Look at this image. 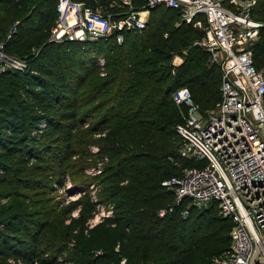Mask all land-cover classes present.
Here are the masks:
<instances>
[{
  "label": "trees",
  "instance_id": "obj_1",
  "mask_svg": "<svg viewBox=\"0 0 264 264\" xmlns=\"http://www.w3.org/2000/svg\"><path fill=\"white\" fill-rule=\"evenodd\" d=\"M74 1L112 15L120 6L119 0ZM251 15L264 23V0H255ZM178 16L150 9L145 27L123 32L120 44L114 35L47 43L55 0H0V43L28 61L26 71L0 75V264H114L120 257L129 264H213L229 250L232 222L214 203L191 207L185 219L183 205L157 216L173 202L161 182L201 165L178 154L174 127L187 108L180 116L171 94L187 87L205 112L217 103L220 83L219 68L193 46L202 32L192 23L174 26ZM175 55L182 58L177 66ZM253 63L264 67V28ZM93 159L103 169L90 180L72 179L69 194L84 192L74 201L46 208L29 195L63 189L66 177L82 174ZM92 183L99 201L113 202L115 211L87 229L96 206Z\"/></svg>",
  "mask_w": 264,
  "mask_h": 264
},
{
  "label": "built area",
  "instance_id": "obj_2",
  "mask_svg": "<svg viewBox=\"0 0 264 264\" xmlns=\"http://www.w3.org/2000/svg\"><path fill=\"white\" fill-rule=\"evenodd\" d=\"M241 1L247 5L233 11L223 0H144L146 11L156 7L175 10L180 23H192L200 30L202 36L193 46L207 54V65L217 66L220 71L213 112L201 111L185 86L171 94L174 105L187 108L182 122L174 127L180 138L178 153L201 165L184 168L179 176L161 182L171 191L173 202L157 210V216L163 218L183 205L180 215L185 219L191 207L216 204L219 215L229 219L232 227L229 250L213 264H264V69H257L253 63L254 45L264 23L251 15L255 0ZM119 2L128 10L112 15L83 2L55 0L56 18L49 42L106 41L114 35L120 44L123 32L142 30L146 18L131 6L133 0ZM4 45L5 42L0 43V75L26 71L27 58L7 54ZM96 60L103 75L104 59ZM97 151L95 147L91 153ZM102 169L103 162H98L90 173L96 176ZM69 186L65 184L61 189L67 192L65 204L84 194H69ZM97 190L94 183L89 185V196L96 206L85 223L87 229L114 217V203L99 201ZM72 215L75 217L77 212ZM114 264L129 263L120 257Z\"/></svg>",
  "mask_w": 264,
  "mask_h": 264
},
{
  "label": "rangeland",
  "instance_id": "obj_3",
  "mask_svg": "<svg viewBox=\"0 0 264 264\" xmlns=\"http://www.w3.org/2000/svg\"><path fill=\"white\" fill-rule=\"evenodd\" d=\"M224 1V5L225 6H227L228 8H230L231 10H236L237 8H240V7H242V6H246L247 4H246V1H241V0H235V3L234 4H232L229 0H223ZM131 6L133 7V8H135L137 11H140V12H143V13H145L144 15H145V18H146V23H147V21H148V17H149V12H144V11H146V8H145V6H144V4H142V3H133L132 2V4H131ZM128 10V8H126V7H123V6H118V10H116V14L115 15H117V14H120V13H124V12H126ZM149 10V9H148ZM142 16H143V14H141ZM179 16H178V19L175 21V25L174 26H178V25H180L181 23H180V21H179ZM53 24H54V22H53ZM53 26V25H52ZM51 26V27H52ZM51 27H50V29H51ZM50 29H49V34H48V37H47V43L49 42V37H50ZM196 29V28H195ZM198 30V29H197ZM36 52V50L35 49H31V52L30 53H32L33 54V52ZM26 54H23V55H18V56H25ZM17 56V55H16ZM178 55H175L174 57H173V59L174 58H176ZM178 58H181L180 56H178L175 60H174V62L175 63H177L178 62ZM173 59H172V61H171V65H172V62H173ZM181 61H182V58H181ZM173 62V63H174ZM257 69H259V70H263L264 69V67H261V68H257ZM176 110L179 112V114H180V116H182L181 115V111H182V109H181V107H176ZM213 110H215V105L211 108V109H208V110H206L205 112H213ZM93 139H95V138H93ZM96 147V145H93V146H90V150H92L93 148H95ZM179 154V153H178ZM180 155V157H182V158H184V156H182L181 154H179ZM186 159V158H185ZM75 160H78V158H76ZM94 160V159H93ZM91 161V160H88V162H90V165L87 167V168H85L84 169V172L82 173V174H80V175H78V176H74L73 178H72V176L71 175H73V173L71 172V174H70V177L71 178H69L68 180H66V185H70L69 186V190L68 191H70V190H72V179H74V180H80V179H84V180H90V179H92V178H94V176H93V174L92 173H90V169H92L93 167H96V165H97V163H96V159L94 160V161ZM41 176H43L42 174H41ZM100 189V188H99ZM29 193V195L30 196H33V200H35V201H37V202H39V205L40 206H42V207H46V208H48V207H50V208H52L53 206H54V204L55 203H58V202H61V201H63L64 203H65V201L66 200H68V198H67V192H64V191H62L61 189H57V190H55V191H53V192H48V191H46V190H40L39 192H36V194H34V192L32 191H29L28 192ZM34 194V195H33ZM2 203H5L4 201H2ZM207 206H209V204H207V205H200L199 207H197L198 209H202V208H206ZM219 214V213H218ZM77 216V215H76ZM75 216V217H76ZM212 263H214V261L212 262Z\"/></svg>",
  "mask_w": 264,
  "mask_h": 264
},
{
  "label": "crops",
  "instance_id": "obj_4",
  "mask_svg": "<svg viewBox=\"0 0 264 264\" xmlns=\"http://www.w3.org/2000/svg\"><path fill=\"white\" fill-rule=\"evenodd\" d=\"M119 3H120V2H119ZM149 10H150V9H149ZM149 10H148V11H144V12H149ZM142 14H143V17H145V15H144L145 13L142 12ZM177 57H178V56H177ZM177 57H176V58H177ZM176 58H174L173 60H175ZM180 63H181V58H178V62H177V63L174 62V64H176V65H179Z\"/></svg>",
  "mask_w": 264,
  "mask_h": 264
}]
</instances>
